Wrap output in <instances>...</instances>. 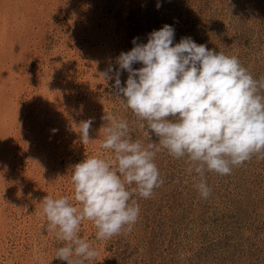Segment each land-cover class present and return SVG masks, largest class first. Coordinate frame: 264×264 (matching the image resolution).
Returning <instances> with one entry per match:
<instances>
[{"label": "rangeland", "instance_id": "rangeland-1", "mask_svg": "<svg viewBox=\"0 0 264 264\" xmlns=\"http://www.w3.org/2000/svg\"><path fill=\"white\" fill-rule=\"evenodd\" d=\"M165 24L175 29L174 45L191 37L264 77V0H0V264H67L56 258L64 242L48 231L42 202L67 197L82 207L74 166L115 159L101 147L107 114L128 121L133 142L157 144L163 183L148 199L131 197L140 212L130 233L125 226L98 240L94 223L82 221L78 237L98 252L84 264H264V159L253 154L229 175L206 166L203 177L189 173L187 155L174 158L149 139L113 87L121 52ZM127 78L122 72V86Z\"/></svg>", "mask_w": 264, "mask_h": 264}, {"label": "clouds", "instance_id": "clouds-1", "mask_svg": "<svg viewBox=\"0 0 264 264\" xmlns=\"http://www.w3.org/2000/svg\"><path fill=\"white\" fill-rule=\"evenodd\" d=\"M161 5L157 3V9ZM138 37L128 52L117 58L113 87L126 98L124 107L144 123L140 127L150 139L159 138V145L174 158L187 155L189 173L204 176L208 171L229 175L232 167L241 166L253 154L264 159V77L255 80L235 56L216 53L206 45L184 37L174 45L175 29L165 24L152 31L147 43ZM174 45V46H173ZM143 66L136 69L134 64ZM127 71L126 86L120 75ZM171 118V119H170ZM101 147L115 153L114 160L88 157L74 166L72 183L74 200L67 197L43 200V214L48 231L64 242L56 258L67 264H84L94 260L98 252L78 231L84 220L98 229V240L110 239L127 226L132 231L140 207L133 194L148 199L163 181L153 162L157 144L145 148L133 142L128 121L114 120ZM92 121L80 125L82 142L89 139ZM135 183L129 191L126 185ZM199 195L207 199L211 188L201 180L196 185ZM75 257V258H74Z\"/></svg>", "mask_w": 264, "mask_h": 264}, {"label": "bare ground", "instance_id": "bare-ground-1", "mask_svg": "<svg viewBox=\"0 0 264 264\" xmlns=\"http://www.w3.org/2000/svg\"><path fill=\"white\" fill-rule=\"evenodd\" d=\"M3 13V12H2ZM3 26V25H2ZM1 32V31H0ZM24 34V33H23ZM44 84V83H43ZM5 131V130H4ZM37 134V133H36ZM30 232V231H29Z\"/></svg>", "mask_w": 264, "mask_h": 264}]
</instances>
